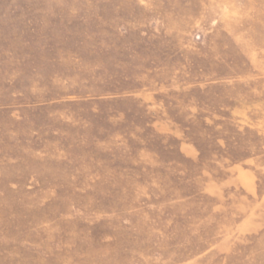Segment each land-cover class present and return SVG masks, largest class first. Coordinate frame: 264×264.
<instances>
[{"label": "rangeland", "instance_id": "374dc122", "mask_svg": "<svg viewBox=\"0 0 264 264\" xmlns=\"http://www.w3.org/2000/svg\"><path fill=\"white\" fill-rule=\"evenodd\" d=\"M0 264H264V0H0Z\"/></svg>", "mask_w": 264, "mask_h": 264}]
</instances>
